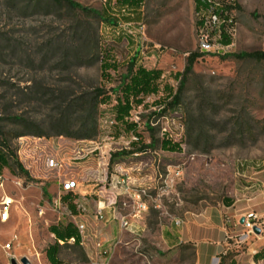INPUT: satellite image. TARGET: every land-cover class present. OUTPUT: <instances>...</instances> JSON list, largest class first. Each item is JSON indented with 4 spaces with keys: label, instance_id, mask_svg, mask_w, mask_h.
<instances>
[{
    "label": "rangeland",
    "instance_id": "374dc122",
    "mask_svg": "<svg viewBox=\"0 0 264 264\" xmlns=\"http://www.w3.org/2000/svg\"><path fill=\"white\" fill-rule=\"evenodd\" d=\"M71 1L78 7L0 0V145L10 147L30 177L3 170L0 197L13 201L0 223V264H22V257L50 264L45 252L56 238L49 227H75L72 217L85 226L84 244L59 245V264H159L155 242L166 223L217 206L241 162L264 161V62L233 57L264 51V0H227L232 41L219 54L198 51L193 0H143L139 18L130 22L114 1ZM100 50H110L120 64L110 81L100 78ZM191 52L202 56L185 76L180 103L162 111L153 104L157 96L147 97L130 113L141 137L131 141L133 133L115 126L110 112L126 64L137 56L147 68L162 70L161 86L175 89L174 74ZM101 86L111 102L98 106L96 135L76 139L93 127L83 119L89 102L79 98ZM163 136L179 142L180 151L162 150ZM114 154L121 155L109 165ZM49 156L59 170L45 168ZM115 178L124 185L112 188ZM67 179L78 182L75 212L60 199ZM137 195L146 206L139 231H119L98 247L107 230L100 232L97 205L131 218ZM183 251L191 258L189 246Z\"/></svg>",
    "mask_w": 264,
    "mask_h": 264
},
{
    "label": "crops",
    "instance_id": "0c3cea01",
    "mask_svg": "<svg viewBox=\"0 0 264 264\" xmlns=\"http://www.w3.org/2000/svg\"><path fill=\"white\" fill-rule=\"evenodd\" d=\"M54 153L58 154L59 149ZM255 163L259 165L248 166ZM236 176L230 191L217 206L186 211L182 218L170 220L161 228L155 242L161 255L159 264H264V161L241 162ZM248 212L259 218V233L244 237L242 223ZM102 215L100 220L95 216L101 234L107 230L99 243L101 249L108 245L105 243L112 234L139 231L136 224L139 217H133L132 212L131 218L125 217L129 222L127 228L121 227L124 216L114 207L102 210ZM186 245L191 249L189 259L183 251Z\"/></svg>",
    "mask_w": 264,
    "mask_h": 264
},
{
    "label": "trees",
    "instance_id": "16d2710c",
    "mask_svg": "<svg viewBox=\"0 0 264 264\" xmlns=\"http://www.w3.org/2000/svg\"><path fill=\"white\" fill-rule=\"evenodd\" d=\"M55 3H63L69 7H78L76 3L71 0H53ZM114 1V5L118 7L121 14L126 22L133 21L139 18V11L143 0H105L108 5ZM194 1V12L197 13L198 10L205 5V0H193ZM233 6H227V10L230 11ZM109 24V20H106ZM196 27L198 22H195ZM232 38L225 30L221 31V42L224 45H229ZM101 51V63H100V78L101 81H110L111 73H117L120 64L116 63L110 55V50H100ZM202 56L201 53L191 52L186 58V64L182 72H176L174 74V79L177 80L178 85L174 89L168 84L160 85V79L162 77V70L158 68H147L142 62L134 56L126 64L125 75L120 76L119 85L114 93L118 95L115 96L114 104L110 108L112 121L115 126H121L123 130L130 131L137 138V141L141 139L140 135L136 132V124L130 122L131 111L138 106L144 105V101L149 96H157V99L153 102L161 108L162 111H167L173 109L180 103V96L184 85L185 76L192 71L193 64L196 60ZM233 57L241 60H253L256 62H264V51H253L244 52L240 54H234ZM86 98L84 102H89V110H87L86 115H84V121L93 120V127L86 133L78 134L74 136L76 139H91L96 135V115L99 105H105L111 102V96L107 91H104L103 87L96 88L92 94L81 96L79 99L82 101ZM25 134H19L23 136ZM134 143V142H131ZM135 146V145H134ZM160 148L164 151L169 152H179L180 144L179 142H172L170 139L164 136L160 140ZM141 149V148H140ZM140 149L134 151L140 152ZM134 151L126 152V154H132ZM121 154L111 155L109 160V165L113 163L114 157ZM3 170H7L11 175H17L23 177L24 179H30L29 173L19 162L18 158L14 155V152L10 150L7 144L2 143L0 145V177H3ZM43 194L46 195L45 190ZM66 204L71 212H75V205L73 204V193H64L60 198ZM50 232L55 236L56 240H66L71 237L75 238V245H78L79 235L77 230L71 223H67L64 226H50ZM58 243H54L46 249L45 255L50 264H59L56 255L58 251Z\"/></svg>",
    "mask_w": 264,
    "mask_h": 264
},
{
    "label": "built area",
    "instance_id": "2783aa9c",
    "mask_svg": "<svg viewBox=\"0 0 264 264\" xmlns=\"http://www.w3.org/2000/svg\"><path fill=\"white\" fill-rule=\"evenodd\" d=\"M231 4L227 0H205L204 7L200 8L197 13H195L196 20L198 25L196 27V45L198 47V51L201 53H213L219 54L220 52H225L229 45H224L221 42V31L225 30L227 34L231 36V29L234 24V20L232 17V10L228 11L227 6ZM131 141H137V138L133 135L131 137ZM258 163L249 164L248 166L255 167L258 166ZM45 168L49 170H59L61 165L55 160L53 157L49 156L44 161ZM125 181L123 178H115L111 181L112 188L122 187ZM3 185V177H0V189H2ZM60 188L63 193L71 192L78 188V182L72 179H67L61 182ZM262 194L264 195V187L262 188ZM135 205L134 210L132 212L133 217H139L141 212L146 210V206L143 202L140 201L139 196H134ZM12 199L7 197L6 195H2L0 197V223H4L9 218V208L12 203ZM99 203L96 208V218L102 219V210L103 206ZM74 220L75 229L79 235L78 245L83 246V231L85 229L84 224L77 223ZM258 217L254 212H248L244 216V221L242 223L245 232L243 234L246 237L248 234H255L253 232V228L258 226ZM120 224L122 228L129 227L128 220L123 217L120 220ZM58 245L63 244H72L75 245V238L71 237L66 240H56ZM5 247H8L6 245ZM99 247V244H98Z\"/></svg>",
    "mask_w": 264,
    "mask_h": 264
},
{
    "label": "water",
    "instance_id": "95a60500",
    "mask_svg": "<svg viewBox=\"0 0 264 264\" xmlns=\"http://www.w3.org/2000/svg\"><path fill=\"white\" fill-rule=\"evenodd\" d=\"M253 232H254L255 234H258V233H259V229H258L257 227H254V228H253ZM20 262H21L22 264H29V260H28L27 258H25V257H22V258L20 259ZM11 263H12V264H16V262L13 261V260H12Z\"/></svg>",
    "mask_w": 264,
    "mask_h": 264
}]
</instances>
